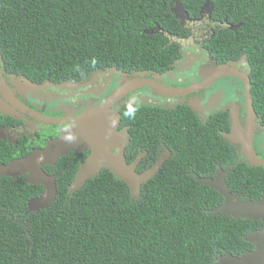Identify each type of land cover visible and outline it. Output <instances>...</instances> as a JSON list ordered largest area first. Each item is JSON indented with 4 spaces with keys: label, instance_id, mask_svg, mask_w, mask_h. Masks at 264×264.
<instances>
[{
    "label": "trees",
    "instance_id": "16d2710c",
    "mask_svg": "<svg viewBox=\"0 0 264 264\" xmlns=\"http://www.w3.org/2000/svg\"><path fill=\"white\" fill-rule=\"evenodd\" d=\"M180 1L197 18L207 0ZM210 1L215 21L239 25L217 33L212 53L225 60L247 56L264 112V0ZM173 5L174 0H0V54L7 69L54 81L105 66H147L151 55L168 58L160 51L167 43L161 33L181 28ZM157 29L161 33H146ZM184 124L173 160L140 187L138 199L107 169L69 193L79 169L72 153L46 170L59 174L49 209H26L44 187L2 179L0 264H216L219 256L244 252V236L264 223L211 212L222 200L197 199L209 187L181 173L208 166L209 156H219L227 144L216 128L186 117Z\"/></svg>",
    "mask_w": 264,
    "mask_h": 264
},
{
    "label": "flooded vegetation",
    "instance_id": "af4514ba",
    "mask_svg": "<svg viewBox=\"0 0 264 264\" xmlns=\"http://www.w3.org/2000/svg\"><path fill=\"white\" fill-rule=\"evenodd\" d=\"M174 6L175 2L171 12ZM201 8L197 18L187 14L182 22L172 12L181 28L175 33L160 32L167 41L160 51L162 55L168 54V58L166 55L164 60L158 61L159 57L151 55L147 66H105L54 81L43 75L26 76L7 69L0 54V165H8L37 149H44L60 138L78 116L101 106L120 88H127L110 112L120 118L117 131L125 130L128 134L126 148L132 146V149L128 155L125 150L126 160L128 164L137 163L138 175L161 163L158 173L173 160L175 144L184 141L180 136L184 133L186 117L216 128L227 145L219 156L216 153L209 156L211 160L206 163L208 166L199 168L201 172L181 168V173L194 176L199 185H204L200 183L202 179L215 182L220 179L236 196L235 202L261 200L264 197V166L251 165L241 153V147L223 137L226 134L242 141L252 131V148L258 158L264 160V112L259 110L258 97L253 92L252 69L246 55L225 60L212 53L217 33L228 28L236 30L239 25L230 24L226 19L215 21L213 8L211 13L208 9L200 13ZM224 66L228 69H217ZM25 106L29 112L23 110ZM127 106L139 108L135 119L123 115ZM233 123L238 129L234 133ZM70 153L75 155L80 166L91 150ZM57 161L54 166L44 165L42 170L47 173V169L56 167ZM52 175L59 177L58 173ZM28 177V174L18 176L17 180L1 177L0 181L6 178L26 183ZM212 196L222 200L210 209L214 212L224 203V195L209 187L208 193L197 199L208 201ZM257 221L264 223V220ZM263 228L247 233L244 240ZM245 242L246 250L240 255H227L240 258L256 249L253 243ZM215 263L218 264L216 260Z\"/></svg>",
    "mask_w": 264,
    "mask_h": 264
},
{
    "label": "water",
    "instance_id": "95a60500",
    "mask_svg": "<svg viewBox=\"0 0 264 264\" xmlns=\"http://www.w3.org/2000/svg\"><path fill=\"white\" fill-rule=\"evenodd\" d=\"M175 6L172 12L181 22L187 17V13L181 5L180 0H174ZM208 9L212 10V3L207 0L201 8L202 13ZM150 30L147 34L160 33ZM217 69H228L227 66ZM230 69V68H229ZM127 88H120L111 95L101 106L90 108L89 111L75 119V123L66 129L62 136L55 141L47 144L44 149H37L23 159L12 161L8 165H0V178L9 177L17 180L18 176L28 174L27 184L39 185L44 187L43 193L32 198L27 203V213L49 209L57 198V178L58 175H48L42 170L44 165L54 166L56 161L68 154V152H84L88 148L91 154L86 162L81 163L75 179L69 186V193L73 194L86 184V182L98 175L103 169H107L117 178L125 182L130 189L134 199L139 198L140 187L148 182L160 168L161 163L147 172L138 175L135 171L136 164H128L125 150L128 144L127 132L117 131L120 122L118 115H113L110 108L115 101L126 92ZM25 112L29 109L25 106ZM54 123H60L54 121ZM238 129L233 123V133ZM74 137L69 141L67 137ZM225 140L241 147V153L246 160L253 166H264V160L256 155L252 148L253 132L250 131L242 141L241 138L235 139L230 135L223 134ZM200 183L215 189L225 197L222 205L214 210V213H221L234 219L244 220H264V197L259 201L235 202V195H232L228 188L220 181L200 180ZM246 241L253 243L256 249L253 252L242 254L240 258L219 256L216 258L218 264H264V228L245 238Z\"/></svg>",
    "mask_w": 264,
    "mask_h": 264
},
{
    "label": "clouds",
    "instance_id": "9594fccd",
    "mask_svg": "<svg viewBox=\"0 0 264 264\" xmlns=\"http://www.w3.org/2000/svg\"><path fill=\"white\" fill-rule=\"evenodd\" d=\"M96 62L97 61H96L95 58H93L92 61H91V63H92L93 66H95ZM138 111H139V108L138 107H135L134 108V107H131V106H127L126 107V110L123 113V115L126 118H128V119H135L136 118V114H137ZM67 139L69 141H72L74 139V137L69 136V137H67Z\"/></svg>",
    "mask_w": 264,
    "mask_h": 264
}]
</instances>
